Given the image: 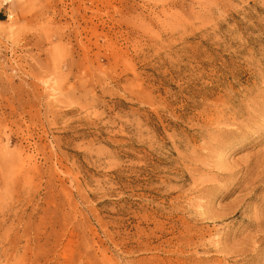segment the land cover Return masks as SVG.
Masks as SVG:
<instances>
[{
  "label": "rangeland",
  "instance_id": "1",
  "mask_svg": "<svg viewBox=\"0 0 264 264\" xmlns=\"http://www.w3.org/2000/svg\"><path fill=\"white\" fill-rule=\"evenodd\" d=\"M261 106L264 0H0V264H264Z\"/></svg>",
  "mask_w": 264,
  "mask_h": 264
},
{
  "label": "bare ground",
  "instance_id": "2",
  "mask_svg": "<svg viewBox=\"0 0 264 264\" xmlns=\"http://www.w3.org/2000/svg\"><path fill=\"white\" fill-rule=\"evenodd\" d=\"M264 107L261 106L256 112H249L245 113L242 108L233 109L232 120L235 121L237 118H243L247 125L253 121L254 119H258L259 121L264 119ZM246 115V118L244 117ZM250 117V118H249ZM249 118V119H248ZM222 122L223 124H226L224 115L218 116L217 123ZM244 131H240L239 133L245 136ZM221 134L220 132H218ZM228 134V132H227ZM225 140L221 139H214L210 138L207 143L201 148V150H204V155H206L205 158H202L201 160H198L199 164L197 165L199 168L208 167V169H216L217 177H214V179L219 178L220 181L223 180V177L226 176L225 172L230 171L231 168H227L224 165H221V159L227 149L224 147ZM197 161V160H196ZM256 163V161L254 162ZM209 179L211 184L208 186L207 189H198L197 195L195 196V199L187 198L184 205V211L188 212L189 214H194L198 219L206 220V221H215L219 222L221 220H227V217L231 213V209H217L215 211H212L208 206L211 203V195L213 193H223L226 192V194H229L231 191L235 190L237 186L231 185V187L228 184L223 185H217L214 183L217 180ZM203 183H201L202 185ZM239 187V186H238ZM237 187V188H238ZM257 187V186H256ZM258 188V187H257ZM246 189V188H245ZM249 194V193H248ZM228 225H224L219 234L217 235V239L215 241H220L223 239L224 236V230L227 232L226 228ZM185 241H189L192 244H204L205 240L201 238L200 236H193L192 234L185 233ZM188 244V243H187Z\"/></svg>",
  "mask_w": 264,
  "mask_h": 264
}]
</instances>
